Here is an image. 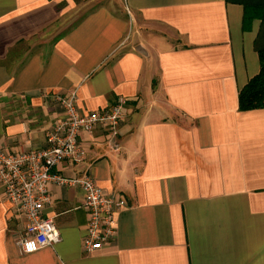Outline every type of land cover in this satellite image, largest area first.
<instances>
[{"label": "crops", "instance_id": "obj_1", "mask_svg": "<svg viewBox=\"0 0 264 264\" xmlns=\"http://www.w3.org/2000/svg\"><path fill=\"white\" fill-rule=\"evenodd\" d=\"M80 2L95 4L64 20ZM255 4L264 0H0L8 151L48 146L64 111L45 94L77 90L82 113L128 98L118 147L98 128L81 136L82 163L56 169L89 172L126 201L116 238L85 251L84 191L52 184L44 214L61 240L23 253L26 219L0 185V264H264V108L240 109L261 70Z\"/></svg>", "mask_w": 264, "mask_h": 264}, {"label": "built area", "instance_id": "obj_2", "mask_svg": "<svg viewBox=\"0 0 264 264\" xmlns=\"http://www.w3.org/2000/svg\"><path fill=\"white\" fill-rule=\"evenodd\" d=\"M44 96L61 105L64 117L49 131L46 148H31L15 153L0 144V185L6 198L26 219L25 232L18 242L23 253L54 246L61 240L55 220L44 214L46 206L53 201L50 186L55 184L82 188V207L89 214L83 248L92 253L116 238L117 213L126 205V201L106 195L89 172L68 177L56 169L66 161L82 163L87 154L81 136L98 128H103L109 143L118 147L128 98L120 96L107 109L82 113L78 106L77 90L67 95Z\"/></svg>", "mask_w": 264, "mask_h": 264}, {"label": "trees", "instance_id": "obj_3", "mask_svg": "<svg viewBox=\"0 0 264 264\" xmlns=\"http://www.w3.org/2000/svg\"><path fill=\"white\" fill-rule=\"evenodd\" d=\"M249 16L253 13L264 15V5L255 4L250 6ZM248 19H250L248 17ZM249 20H246L248 24ZM261 60L260 72L240 91V109L242 111L264 108V48L259 50Z\"/></svg>", "mask_w": 264, "mask_h": 264}, {"label": "rangeland", "instance_id": "obj_4", "mask_svg": "<svg viewBox=\"0 0 264 264\" xmlns=\"http://www.w3.org/2000/svg\"><path fill=\"white\" fill-rule=\"evenodd\" d=\"M93 4H95L94 2H92V3H89V4H87V5H84V3L83 2H80V4H78L79 6H78V8H76V9H74V11L73 12H71L70 14H66V16H65V19L64 20H69L68 22H73V23H75L77 20L76 19H78V16L81 14H83L85 11H86V9H88V7H90V6H92ZM78 10H80V11H78ZM76 20V21H75ZM67 22V23H68ZM39 41H41V39L39 38L38 39V42Z\"/></svg>", "mask_w": 264, "mask_h": 264}]
</instances>
